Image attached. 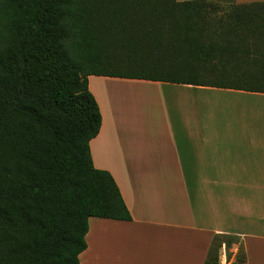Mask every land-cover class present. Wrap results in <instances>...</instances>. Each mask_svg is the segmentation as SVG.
<instances>
[{"label": "trees", "instance_id": "obj_1", "mask_svg": "<svg viewBox=\"0 0 264 264\" xmlns=\"http://www.w3.org/2000/svg\"><path fill=\"white\" fill-rule=\"evenodd\" d=\"M89 76L264 93V3L0 0V264H79L89 218L132 219L92 162Z\"/></svg>", "mask_w": 264, "mask_h": 264}, {"label": "crops", "instance_id": "obj_2", "mask_svg": "<svg viewBox=\"0 0 264 264\" xmlns=\"http://www.w3.org/2000/svg\"><path fill=\"white\" fill-rule=\"evenodd\" d=\"M88 88L101 113L93 165L132 219L89 218L79 264H204L216 236L237 240L220 262L241 248L264 264V93L107 76Z\"/></svg>", "mask_w": 264, "mask_h": 264}, {"label": "rangeland", "instance_id": "obj_3", "mask_svg": "<svg viewBox=\"0 0 264 264\" xmlns=\"http://www.w3.org/2000/svg\"><path fill=\"white\" fill-rule=\"evenodd\" d=\"M243 83L244 81H238V80H232V79H229L228 80V83ZM253 84H255V82L252 80V85ZM216 245H217V247H218V242L216 243ZM217 250H218V257H219V261H220V247L219 248H217ZM226 254L227 255H232V253L230 252V249L228 248L227 249V251H226ZM239 260H241V261H243V256H242V249L241 248H239V250L237 251V254H236V256H235V259H234V263L233 264H235V263H237ZM222 262V261H221ZM220 262V263H221Z\"/></svg>", "mask_w": 264, "mask_h": 264}, {"label": "built area", "instance_id": "obj_4", "mask_svg": "<svg viewBox=\"0 0 264 264\" xmlns=\"http://www.w3.org/2000/svg\"><path fill=\"white\" fill-rule=\"evenodd\" d=\"M220 264H228L226 259L223 260V262H221Z\"/></svg>", "mask_w": 264, "mask_h": 264}]
</instances>
